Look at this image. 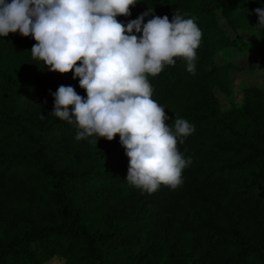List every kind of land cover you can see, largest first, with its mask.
Here are the masks:
<instances>
[{"label": "trees", "instance_id": "obj_1", "mask_svg": "<svg viewBox=\"0 0 264 264\" xmlns=\"http://www.w3.org/2000/svg\"><path fill=\"white\" fill-rule=\"evenodd\" d=\"M260 59L264 0H0V264H264Z\"/></svg>", "mask_w": 264, "mask_h": 264}, {"label": "rangeland", "instance_id": "obj_2", "mask_svg": "<svg viewBox=\"0 0 264 264\" xmlns=\"http://www.w3.org/2000/svg\"><path fill=\"white\" fill-rule=\"evenodd\" d=\"M247 39H249V37L246 36ZM251 50L253 49V46L250 47ZM231 55L229 54V56L227 57L228 60H231L237 64H242V61L239 57V55L237 53L234 52V50L230 51ZM249 56H253L252 54L248 53ZM256 55L253 56V58H255ZM240 75L238 76V80H237V84L238 85H242V87L245 86H264V59H260L257 67L255 68V70L253 71H243L241 73H239ZM237 90V89H236ZM234 93V99H235V103H240V94L238 92V90ZM221 104L223 108H228L229 106L226 104L225 100H223L221 98ZM109 205L111 208L117 209L119 210L120 204L118 203V201L116 199H111L109 200ZM123 208V205H122ZM54 264H61L58 263L57 261L54 260Z\"/></svg>", "mask_w": 264, "mask_h": 264}]
</instances>
